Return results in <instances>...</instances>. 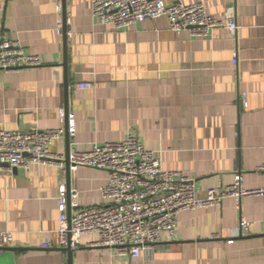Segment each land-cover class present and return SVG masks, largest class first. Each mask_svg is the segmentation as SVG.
<instances>
[{
  "label": "crops",
  "instance_id": "1",
  "mask_svg": "<svg viewBox=\"0 0 264 264\" xmlns=\"http://www.w3.org/2000/svg\"><path fill=\"white\" fill-rule=\"evenodd\" d=\"M163 1L202 2L215 17L231 15L237 29L176 33L164 17L116 28L92 16L91 0H0L1 35L41 60L21 70L0 69V130L65 129L63 108L76 118L70 148L132 135L165 169L192 178L200 196L231 184L237 173L245 188H264V171L256 169L264 163V0ZM81 81L93 88H77ZM241 92L246 106L238 100ZM64 136L50 147L63 156ZM105 181L106 171L89 166L70 171L68 180L56 164L0 166V231L14 235L0 264H69L58 246L60 186L77 188L81 206H97L107 203L100 194ZM263 218L264 195L226 198L181 211L174 235L163 231L137 258L90 246L96 236L85 234L71 264H264ZM240 220L250 222L252 234L237 235Z\"/></svg>",
  "mask_w": 264,
  "mask_h": 264
},
{
  "label": "built area",
  "instance_id": "2",
  "mask_svg": "<svg viewBox=\"0 0 264 264\" xmlns=\"http://www.w3.org/2000/svg\"><path fill=\"white\" fill-rule=\"evenodd\" d=\"M91 14L99 23L116 28L164 17L168 28L176 33L188 30L192 35L204 36L216 27H225L230 33L237 29L231 15L221 19L215 17L207 12L202 2L167 4L163 0H91ZM57 33L61 34L60 27ZM232 55V63L236 65L235 50ZM40 63L39 56L26 53L19 40L4 38L0 32V69L21 70ZM75 86L90 89L93 83L81 81ZM238 100L246 106V93L241 92ZM59 116L65 122L69 138H72L76 132L75 114L60 108ZM65 129L0 130V166L10 170L28 168L32 164H56L64 169V156L51 151L50 147L54 140L64 136ZM68 161L70 171L79 166L106 171L100 194L107 203L81 206L77 188L70 186L67 189L62 184L57 196V236L61 248H76L81 236L93 234L96 239L89 243L90 246L113 247L119 255L137 258L142 251L160 242L163 231L174 235L178 215L183 210L218 206L226 198L239 202L246 196L264 195V188H245L241 174L237 173L231 184L208 188L200 196L192 178L184 172L165 169L160 156L146 149L132 135L119 141L94 143L82 151L71 147ZM256 169L264 171V163ZM250 234V222L240 220L237 235ZM13 241L12 232L0 231V253L11 247ZM43 247H49V244L45 243Z\"/></svg>",
  "mask_w": 264,
  "mask_h": 264
},
{
  "label": "water",
  "instance_id": "3",
  "mask_svg": "<svg viewBox=\"0 0 264 264\" xmlns=\"http://www.w3.org/2000/svg\"><path fill=\"white\" fill-rule=\"evenodd\" d=\"M63 42H64V46H66V29L63 27ZM66 60L64 59V62H63V65L66 66L65 64ZM67 86H68V83L65 81L64 82V88L65 90L67 89ZM65 98H67V92L65 91ZM65 112L67 113L68 110L65 109ZM64 137H65V140H66V151H65V155H64V162H65V170H66V176H67V180L69 179L70 177V170H69V161H68V154H69V149H70V139H69V136L67 134V131L65 129V133H64ZM15 169V168H14ZM69 184H67V189H69ZM68 214H69V211H68ZM67 253H68V263L71 264V256H72V252H73V249L74 248H71V247H65L63 248Z\"/></svg>",
  "mask_w": 264,
  "mask_h": 264
}]
</instances>
